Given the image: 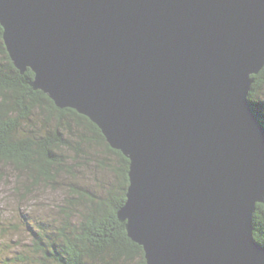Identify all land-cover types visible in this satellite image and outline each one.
I'll use <instances>...</instances> for the list:
<instances>
[{
  "label": "water",
  "instance_id": "water-1",
  "mask_svg": "<svg viewBox=\"0 0 264 264\" xmlns=\"http://www.w3.org/2000/svg\"><path fill=\"white\" fill-rule=\"evenodd\" d=\"M31 88L129 161L117 212L146 264H264V0H0Z\"/></svg>",
  "mask_w": 264,
  "mask_h": 264
},
{
  "label": "trees",
  "instance_id": "trees-1",
  "mask_svg": "<svg viewBox=\"0 0 264 264\" xmlns=\"http://www.w3.org/2000/svg\"><path fill=\"white\" fill-rule=\"evenodd\" d=\"M0 59V163L18 165L30 173L33 180L48 183L54 182L56 175L63 170L62 156L56 152L67 144L62 133L55 130L39 137L25 135L23 124L31 118L35 109L44 111L47 119H56L59 123L69 119L81 125L93 135L96 143L105 145L106 150L118 158L119 168L116 171L121 178L122 189L95 202V196L75 187L74 199L86 202L87 210L74 226L69 224L72 213L64 210L67 220L59 232L62 245L51 250L38 246L43 259L53 264H85L86 259L109 256L115 262L138 258L137 264H146L142 248L127 237L125 224L117 219V212L126 201L128 159L110 149L100 130L87 118L74 110L56 108L46 94L31 88L34 74L29 69L21 74L13 66L2 42L1 27ZM252 78L254 82L248 101L264 128V102L257 101V95L264 86V68ZM252 224L255 242L264 247V203L256 205ZM37 239L40 241L38 234Z\"/></svg>",
  "mask_w": 264,
  "mask_h": 264
},
{
  "label": "rangeland",
  "instance_id": "rangeland-1",
  "mask_svg": "<svg viewBox=\"0 0 264 264\" xmlns=\"http://www.w3.org/2000/svg\"><path fill=\"white\" fill-rule=\"evenodd\" d=\"M257 101L264 102V86ZM30 117L23 124L25 135L39 137L55 130L63 134L67 144L56 150L62 156L63 170L54 182L48 183L33 180L31 174L18 165L0 163V264H53L43 259L37 247L60 248L59 232L67 220L64 210L72 213L70 226L81 220L87 203L74 199V188L95 196V202L122 189L116 171L118 158L109 153L105 145L96 143L85 128L69 119L61 123L47 119L46 113L39 109H35ZM137 262L138 258L115 262L109 256L85 260V264Z\"/></svg>",
  "mask_w": 264,
  "mask_h": 264
}]
</instances>
